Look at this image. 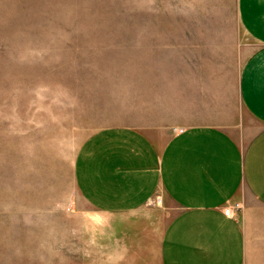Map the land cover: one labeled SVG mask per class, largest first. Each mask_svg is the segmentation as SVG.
<instances>
[{
	"label": "rangeland",
	"instance_id": "obj_1",
	"mask_svg": "<svg viewBox=\"0 0 264 264\" xmlns=\"http://www.w3.org/2000/svg\"><path fill=\"white\" fill-rule=\"evenodd\" d=\"M237 19V0H0V264H90L79 147L146 130L163 66Z\"/></svg>",
	"mask_w": 264,
	"mask_h": 264
},
{
	"label": "crops",
	"instance_id": "obj_2",
	"mask_svg": "<svg viewBox=\"0 0 264 264\" xmlns=\"http://www.w3.org/2000/svg\"><path fill=\"white\" fill-rule=\"evenodd\" d=\"M237 16L240 35L163 66L146 130L79 147L90 264H264V0H237Z\"/></svg>",
	"mask_w": 264,
	"mask_h": 264
},
{
	"label": "built area",
	"instance_id": "obj_3",
	"mask_svg": "<svg viewBox=\"0 0 264 264\" xmlns=\"http://www.w3.org/2000/svg\"><path fill=\"white\" fill-rule=\"evenodd\" d=\"M157 201L159 202V199H158ZM237 207H238V206H237ZM230 213H231V210H230V209H226V210H224V214H225L226 216H229Z\"/></svg>",
	"mask_w": 264,
	"mask_h": 264
}]
</instances>
